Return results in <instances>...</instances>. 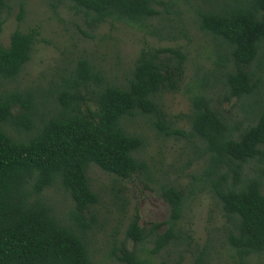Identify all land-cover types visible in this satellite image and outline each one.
Wrapping results in <instances>:
<instances>
[{"label":"trees","instance_id":"16d2710c","mask_svg":"<svg viewBox=\"0 0 264 264\" xmlns=\"http://www.w3.org/2000/svg\"><path fill=\"white\" fill-rule=\"evenodd\" d=\"M51 1L68 2L90 30L106 23L147 29L161 15L156 7L165 5L159 0ZM193 1L198 30L222 51L216 65L224 86L230 97L245 102L244 123L229 125L203 85L190 94L187 131L169 130L159 98L181 81L186 55L176 47L142 49L123 85L78 57L47 89L32 90L9 84L29 62L37 28L14 30L8 46L0 43V264H91L98 195L88 172L95 166L121 180L146 176L148 166L139 157L144 139L126 128L137 115L152 119L164 135L195 145L203 159V184L223 212L225 242L237 262L264 256V99H254L263 87L264 0ZM6 7L0 0V34ZM22 18L21 5L17 20ZM52 188L71 201L64 217L46 196ZM161 196L169 214L153 229L164 226V231L146 232L135 215L125 232L134 246L151 239L152 255L177 239L187 199L172 184L161 188ZM121 253L118 260L127 264H169L142 259L134 251ZM191 264L207 263L198 255Z\"/></svg>","mask_w":264,"mask_h":264},{"label":"rangeland","instance_id":"374dc122","mask_svg":"<svg viewBox=\"0 0 264 264\" xmlns=\"http://www.w3.org/2000/svg\"><path fill=\"white\" fill-rule=\"evenodd\" d=\"M159 1L165 4L156 7L161 15L151 20L147 29L106 23L90 30L68 2L6 0L0 34L4 47L8 46L14 30L27 32L37 28L39 31L29 62L18 79L9 85L20 89H47L78 57L87 58L107 79L123 85L142 49L176 47L186 55L183 75L175 91L163 92L159 98L169 130L187 131L185 115L189 111L190 94L203 85L213 107L229 125L244 123L249 116L245 102L230 97L224 86L223 71L216 65L217 55H222V51H217L214 41L198 30L196 3L193 0ZM21 5L23 18L19 22ZM260 76L263 87L254 99H264L260 98L264 96V61ZM126 124L128 132L144 139L139 157L146 162L148 170L146 176L137 174L121 180L95 166L90 167V186L98 195L94 233L89 245L91 264H127L118 260L122 249L134 251L140 258L153 262L191 264L200 255L207 264H239L225 242L228 225L223 212L203 184V159H198L195 145L178 135H164L148 117L137 115ZM168 184L179 186L186 193L184 213L177 239L159 254L152 255L151 239L134 246L125 232L135 215L139 227L146 232L164 231V226L157 229L153 226L168 217L169 205L161 196V188ZM46 196L60 217L71 208V201L58 188L48 190ZM248 264H264V256L252 258Z\"/></svg>","mask_w":264,"mask_h":264}]
</instances>
